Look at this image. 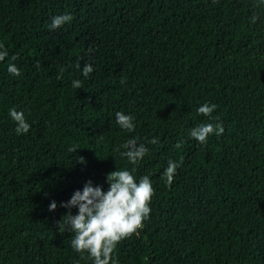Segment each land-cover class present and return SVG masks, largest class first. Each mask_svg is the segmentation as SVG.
Masks as SVG:
<instances>
[{
  "label": "trees",
  "instance_id": "trees-1",
  "mask_svg": "<svg viewBox=\"0 0 264 264\" xmlns=\"http://www.w3.org/2000/svg\"><path fill=\"white\" fill-rule=\"evenodd\" d=\"M63 14L71 22L49 30ZM0 44V264H92L71 247L74 233L59 231L69 211L60 205L132 168L155 193L112 264H198L190 222L213 177L239 190L224 264H264V0H0ZM204 103L216 105L211 116L197 113ZM119 111L134 117L133 132L117 125ZM207 123L224 132L202 144L190 131ZM133 137L148 148L135 165L116 151ZM169 160L180 164L171 185Z\"/></svg>",
  "mask_w": 264,
  "mask_h": 264
},
{
  "label": "clouds",
  "instance_id": "clouds-1",
  "mask_svg": "<svg viewBox=\"0 0 264 264\" xmlns=\"http://www.w3.org/2000/svg\"><path fill=\"white\" fill-rule=\"evenodd\" d=\"M72 19L70 14L55 16L49 30L60 28ZM256 19L258 17L253 16L252 22L255 23ZM7 56L8 51L3 44H0V61L5 60ZM11 59L14 61L17 57L13 56ZM76 67L80 68L79 63ZM63 71L64 69L61 68L58 79L62 78ZM93 71V66L86 63L82 74L87 79ZM8 72L14 76L21 74L14 63H9ZM124 82L122 79L121 83ZM72 87L81 89L82 82L73 80ZM215 109V104L204 103L197 108V113L211 116ZM9 115L16 123L17 135L26 134L30 130L31 126L26 121L23 111H18L13 107L9 109ZM116 123L121 129L130 133L135 130L134 117L124 111L116 113ZM223 132L222 124L207 123L191 129L190 136L203 144L207 142L211 134L220 136ZM157 142V139L149 141L152 144ZM176 147L179 148L181 145L178 143ZM121 148L124 151H120ZM69 151L76 152L77 148L73 146ZM116 151L130 164L135 165L148 153V148L142 143L138 144V137H133L117 147ZM79 162L85 163L84 158L79 157ZM178 167H180L179 163L168 161V167L164 173L168 185L172 184ZM134 172L135 168L116 169L110 172L107 176L109 187L106 191L102 186H93L92 181L89 180L82 190H76L69 201L60 205L69 211L58 222L59 231L63 233L67 228L74 233L71 247L81 255L87 253L92 264H112L113 253L117 245L131 235L137 234L143 226V221L149 218L151 212L149 205L155 189L149 176H143L137 180ZM56 207V202L52 201L49 211H54ZM72 208L78 209L75 215L71 212Z\"/></svg>",
  "mask_w": 264,
  "mask_h": 264
},
{
  "label": "rangeland",
  "instance_id": "rangeland-1",
  "mask_svg": "<svg viewBox=\"0 0 264 264\" xmlns=\"http://www.w3.org/2000/svg\"><path fill=\"white\" fill-rule=\"evenodd\" d=\"M239 197L233 177H213L205 189L204 201L190 222V232L196 245L198 264H224L228 252L221 242L226 228L233 226L231 204Z\"/></svg>",
  "mask_w": 264,
  "mask_h": 264
}]
</instances>
